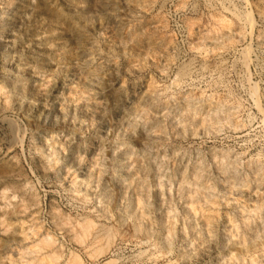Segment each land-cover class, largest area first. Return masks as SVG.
<instances>
[{
	"label": "rangeland",
	"instance_id": "1",
	"mask_svg": "<svg viewBox=\"0 0 264 264\" xmlns=\"http://www.w3.org/2000/svg\"><path fill=\"white\" fill-rule=\"evenodd\" d=\"M77 257L264 264V0H0V264Z\"/></svg>",
	"mask_w": 264,
	"mask_h": 264
},
{
	"label": "bare ground",
	"instance_id": "2",
	"mask_svg": "<svg viewBox=\"0 0 264 264\" xmlns=\"http://www.w3.org/2000/svg\"><path fill=\"white\" fill-rule=\"evenodd\" d=\"M41 9V8H40ZM14 129V128H13ZM13 131V130H12ZM60 215V214H59ZM59 218V217H58ZM88 218V217H87ZM57 219V218H56ZM69 219V218H68ZM88 220V219H87ZM62 221H64L63 219H62ZM77 221V220H76ZM92 222V221H91ZM61 223V222H60ZM66 223H68L67 221H66ZM69 223H71V222H69ZM82 223V222H81ZM84 223V222H83ZM79 224V223H78ZM82 225V233L80 232L78 235L80 236L79 238L80 239H82L83 237H87L88 235H91L90 234V232H91V227H93L92 225H91V223L89 222V221H85V223L84 224H81ZM56 226H58V225H56ZM59 226H61V225H59ZM58 226V227H59ZM74 227H75V225H74ZM76 227H78V226H76ZM95 227V226H94ZM71 229V228H70ZM72 229H74L73 227H72ZM77 229V228H76ZM78 230H80V229H78ZM69 231V230H68ZM101 231V230H100ZM113 231H110V230H108V229H106V231H104V233L102 234H100L99 236H101V238H102V236L105 238L104 240H106V242H108V243H106L107 244V246H108V244H110L111 242H112V239L113 238H115V234L114 233H112ZM78 233V232H77ZM82 234V235H81ZM99 234V233H98ZM168 234H170V233H168ZM94 235H95V233H94ZM75 236V235H74ZM77 236V235H76ZM50 237V236H49ZM96 237V236H95ZM94 238V237H93ZM100 239L99 237H98V235H97V237H96V239ZM49 239V241H51L50 240V238H48ZM87 239V238H86ZM45 240V239H44ZM44 240H42V241H44ZM79 240V239H78ZM84 240V239H83ZM102 239H100L99 241H101ZM169 240V239H168ZM41 241V242H42ZM46 242L48 241V240H45ZM44 241V242H45ZM55 241V240H54ZM86 241V240H85ZM83 242V241H82ZM169 242V241H168ZM48 243V242H47ZM46 243V244H47ZM51 243V242H50ZM95 243V242H94ZM165 243V242H164ZM109 247V246H108ZM101 249V248H100ZM102 249H105V246H104V248L102 247ZM101 249V250H102ZM108 249V248H107ZM95 251V250H94ZM58 255V254H57ZM78 255V254H77ZM76 255V256H77ZM52 256V255H51ZM55 256V255H54ZM48 257H49V255H48ZM53 257V256H52ZM56 257V256H55ZM59 257V256H58ZM80 258V257H79ZM78 257L76 258V260H74V264H80L81 262H80V259H79ZM49 259H51V258H49ZM73 259H75V258H73ZM71 261H73V260H71ZM116 262V261H115ZM69 263H70V261H69ZM114 263V262H113ZM23 264V263H22ZM28 264H29V262H28ZM65 264V263H64ZM68 264V263H67ZM71 264V263H70Z\"/></svg>",
	"mask_w": 264,
	"mask_h": 264
}]
</instances>
